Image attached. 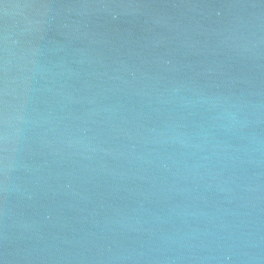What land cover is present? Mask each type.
Segmentation results:
<instances>
[{
    "label": "water",
    "instance_id": "95a60500",
    "mask_svg": "<svg viewBox=\"0 0 264 264\" xmlns=\"http://www.w3.org/2000/svg\"><path fill=\"white\" fill-rule=\"evenodd\" d=\"M5 114L0 264H264V0H0Z\"/></svg>",
    "mask_w": 264,
    "mask_h": 264
},
{
    "label": "clouds",
    "instance_id": "9594fccd",
    "mask_svg": "<svg viewBox=\"0 0 264 264\" xmlns=\"http://www.w3.org/2000/svg\"><path fill=\"white\" fill-rule=\"evenodd\" d=\"M19 7L18 5L5 4L4 14L9 15L10 10ZM5 44H7V39L5 38ZM7 57L5 56V62L3 65L4 71L7 72ZM0 126H2L3 131H0V177L7 178L10 170V157L9 153L14 151L11 147L13 143V133L11 129L13 127V119L7 114L4 115L2 120H0ZM252 260L259 259L258 257L250 258Z\"/></svg>",
    "mask_w": 264,
    "mask_h": 264
}]
</instances>
